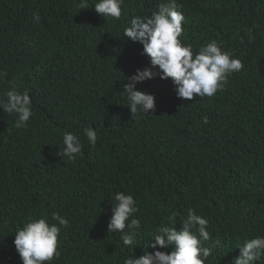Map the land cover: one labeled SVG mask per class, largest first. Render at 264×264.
<instances>
[{
  "label": "trees",
  "instance_id": "16d2710c",
  "mask_svg": "<svg viewBox=\"0 0 264 264\" xmlns=\"http://www.w3.org/2000/svg\"><path fill=\"white\" fill-rule=\"evenodd\" d=\"M78 2L0 0V96L28 90L34 112L18 130L0 108V264H22L11 231L39 215L55 223L53 213L70 225L51 264H121L131 248L107 231L116 191L137 200L135 256L172 210L179 229L192 208L209 221L206 264H230L264 232V0H178L180 39L194 51L215 39L244 67L224 91L192 101L177 98L170 79L146 80L137 88L155 95L148 115H132L122 92L148 57L121 33L129 17L150 15L163 0H124L121 18L106 21ZM89 124L95 147L83 136ZM66 130L84 144L75 162L58 155Z\"/></svg>",
  "mask_w": 264,
  "mask_h": 264
},
{
  "label": "clouds",
  "instance_id": "9594fccd",
  "mask_svg": "<svg viewBox=\"0 0 264 264\" xmlns=\"http://www.w3.org/2000/svg\"><path fill=\"white\" fill-rule=\"evenodd\" d=\"M123 4L124 0H94L91 4L89 0H79L76 7L79 10L92 7L106 21L119 20ZM33 20L39 23L38 13H34ZM184 21L178 0H163L150 15H133L127 19L121 36L142 45V55L149 61L148 66L137 68L122 80H126L122 92L132 115H148L150 110L155 111V95L137 88L146 80L170 79L176 97L192 101L194 97L212 98L218 91H224L229 77L243 69V61L215 39L194 51L191 43L180 39ZM0 108L15 115L13 127L18 130L27 128L34 116L29 91L21 92L16 86L0 96ZM201 120L203 124L209 122L207 115ZM83 136L95 147L98 139L95 127L89 124L83 129ZM62 144V149H58L61 159L66 157L69 162H75L77 156L82 155L84 144L76 133L64 131ZM261 198L264 200V187ZM110 204L107 231L118 234L122 245L131 248V255L121 257V264H206L213 253L211 247L205 246L212 239L207 217L189 208L180 220L179 229L174 226L179 213L172 210L168 223L148 237L147 247L153 251L148 252L145 247L137 257L133 249L139 245L141 221L135 215L139 211L136 198L131 192L116 191ZM257 208L263 209L264 204ZM51 219L55 223H50L46 215L29 217L10 232L15 234L13 245L22 264H51L60 256L61 228L68 227L70 221L59 213H53ZM238 248L239 254L230 264H264V232L246 239Z\"/></svg>",
  "mask_w": 264,
  "mask_h": 264
}]
</instances>
